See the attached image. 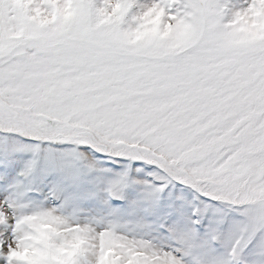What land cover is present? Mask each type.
Wrapping results in <instances>:
<instances>
[{
	"label": "snow or ice",
	"instance_id": "6c2138e0",
	"mask_svg": "<svg viewBox=\"0 0 264 264\" xmlns=\"http://www.w3.org/2000/svg\"><path fill=\"white\" fill-rule=\"evenodd\" d=\"M0 264H264V0H0Z\"/></svg>",
	"mask_w": 264,
	"mask_h": 264
}]
</instances>
